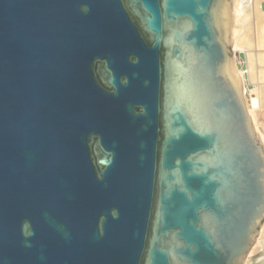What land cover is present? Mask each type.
<instances>
[{"label": "water", "instance_id": "95a60500", "mask_svg": "<svg viewBox=\"0 0 264 264\" xmlns=\"http://www.w3.org/2000/svg\"><path fill=\"white\" fill-rule=\"evenodd\" d=\"M230 0H0V264H244L264 144Z\"/></svg>", "mask_w": 264, "mask_h": 264}, {"label": "bare ground", "instance_id": "6f19581e", "mask_svg": "<svg viewBox=\"0 0 264 264\" xmlns=\"http://www.w3.org/2000/svg\"><path fill=\"white\" fill-rule=\"evenodd\" d=\"M235 1H236V6H235L236 19L238 21L244 22L247 16L244 15L243 8H241L240 6V2L238 0ZM253 2H254L253 5L256 9L254 11L255 13V20L253 27L254 32L252 31L250 24L246 28L243 29L241 28L242 29L241 31L240 30L238 31V29H236L233 32V34L231 32L232 35L231 42L233 43L234 48H241V50L245 52V63L247 68L243 71L237 70V68L235 67L234 59H232V65L236 77L242 83L243 91L246 92V86L244 84L245 80L252 87L250 88L251 99L250 102H248V106H247V111L251 120L255 118V114L258 108L260 106L262 107L264 106V11L263 13H261L259 9H257L258 5H256L255 3H257L258 0L256 1L254 0ZM255 242L248 251L244 260V264L249 263L248 259L251 255L254 254L256 249L255 245L260 243L264 244V220L262 222V226L259 228V232L255 239ZM259 247H261V245Z\"/></svg>", "mask_w": 264, "mask_h": 264}, {"label": "rangeland", "instance_id": "374dc122", "mask_svg": "<svg viewBox=\"0 0 264 264\" xmlns=\"http://www.w3.org/2000/svg\"><path fill=\"white\" fill-rule=\"evenodd\" d=\"M240 2V6L241 8H243V13L244 15L247 16V18L244 20V22L238 21L236 19V14H235V6H236V1L235 0H230L231 5H233V21L231 22V32L233 34V32L238 29V31L242 30L243 28H246L249 24L251 25V29L253 31V27H254V20H255V13L254 11L256 10L254 7V0H238ZM256 1V0H255ZM259 3V4H257ZM255 3L257 6V9H259V11L261 13H263L264 11V0H258V2ZM238 5V3H237ZM242 28V29H241ZM254 32V31H253ZM231 40H232V35H231ZM232 48V53L234 54L233 59L235 61V67L237 68V70L239 71H243L247 68L246 63H245V52L243 50H241V48H234V45L232 43L231 45ZM242 58V59H241ZM244 84L246 86V99L248 102H250L251 99V90L250 88H252L247 82L246 80L244 81ZM257 114V115H256ZM255 114V118H253L252 122H253V126L255 127V130L257 132V135L260 137L261 141L264 144V106H260L257 110ZM259 238V236H258ZM257 242V240H256ZM255 242V243H256ZM257 245V246H256ZM255 245V252L253 255H251L248 259L249 263L246 264H264V244L260 243V244H256ZM261 245V247H259ZM258 247V250H257Z\"/></svg>", "mask_w": 264, "mask_h": 264}]
</instances>
